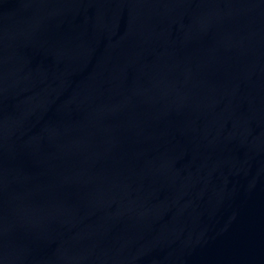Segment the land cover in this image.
Returning <instances> with one entry per match:
<instances>
[{
  "label": "water",
  "instance_id": "obj_1",
  "mask_svg": "<svg viewBox=\"0 0 264 264\" xmlns=\"http://www.w3.org/2000/svg\"><path fill=\"white\" fill-rule=\"evenodd\" d=\"M0 264H264V0H0Z\"/></svg>",
  "mask_w": 264,
  "mask_h": 264
}]
</instances>
